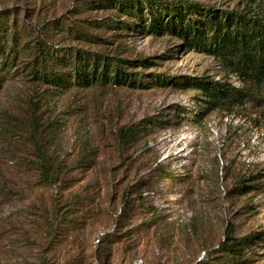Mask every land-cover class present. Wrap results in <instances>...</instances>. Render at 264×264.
Returning a JSON list of instances; mask_svg holds the SVG:
<instances>
[{
  "label": "rangeland",
  "instance_id": "rangeland-1",
  "mask_svg": "<svg viewBox=\"0 0 264 264\" xmlns=\"http://www.w3.org/2000/svg\"><path fill=\"white\" fill-rule=\"evenodd\" d=\"M159 1L0 0V264H264V86L149 28L264 0ZM200 80L251 97L211 109ZM228 226L249 239L232 260Z\"/></svg>",
  "mask_w": 264,
  "mask_h": 264
},
{
  "label": "trees",
  "instance_id": "trees-1",
  "mask_svg": "<svg viewBox=\"0 0 264 264\" xmlns=\"http://www.w3.org/2000/svg\"><path fill=\"white\" fill-rule=\"evenodd\" d=\"M163 14L166 19L151 17L149 24L151 30L157 34L170 31L183 39L184 44L193 50L211 55L225 69L235 74L242 84L264 86V18L251 16L246 11H219L198 3H180L177 6L168 4ZM100 62L95 60L90 66L92 76H95L98 68H102L99 73L100 79L109 80L108 72L105 71L108 65L106 62L98 65ZM114 73L113 83L116 85L129 84L130 87L141 85V82L133 80L119 68H114ZM79 79L84 85H88L92 80L91 76L82 70ZM191 87L202 92L206 104L211 109H231L251 97L248 91L234 88L226 82L200 80L191 84ZM128 134V131L121 130V140L124 141ZM40 169L46 172L48 170ZM248 243L247 238L234 237L232 228L228 226L223 242L219 245V251L224 252L230 260L240 258Z\"/></svg>",
  "mask_w": 264,
  "mask_h": 264
}]
</instances>
